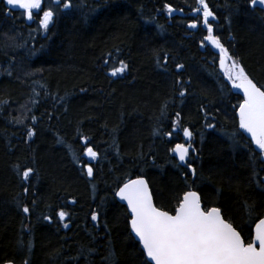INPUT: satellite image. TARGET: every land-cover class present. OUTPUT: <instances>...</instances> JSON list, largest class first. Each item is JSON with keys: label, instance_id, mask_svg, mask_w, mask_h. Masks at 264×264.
I'll list each match as a JSON object with an SVG mask.
<instances>
[{"label": "trees", "instance_id": "16d2710c", "mask_svg": "<svg viewBox=\"0 0 264 264\" xmlns=\"http://www.w3.org/2000/svg\"><path fill=\"white\" fill-rule=\"evenodd\" d=\"M64 2L43 0L28 20L22 9L8 14L0 0V264H105L109 255L112 264H145L130 214L115 195L141 175L158 207L170 211L195 190L204 207L220 208L247 239L264 217V160L239 130L243 94L224 79L219 55L201 45L207 30L191 11L197 0ZM206 3L229 64L235 60L264 86V11L248 0ZM166 4L177 11L170 15ZM47 8L55 15L45 30L39 19ZM193 19L197 29L188 27ZM120 60L128 69L113 77L109 70ZM177 63L184 65L179 73ZM178 77L187 88L183 98ZM184 127L193 133L196 176L170 151L189 143ZM81 137L96 159L83 155ZM29 167L34 172L25 181ZM61 209L69 213L63 221Z\"/></svg>", "mask_w": 264, "mask_h": 264}, {"label": "snow or ice", "instance_id": "6c2138e0", "mask_svg": "<svg viewBox=\"0 0 264 264\" xmlns=\"http://www.w3.org/2000/svg\"><path fill=\"white\" fill-rule=\"evenodd\" d=\"M4 2L6 5L24 10L25 17L31 20L34 10L36 13L41 10L43 0H4ZM197 2L199 7L192 8L191 11L202 16V23L207 30V35L201 41V45L203 46L207 41L219 49L220 66L224 68L226 60L231 57L220 38L214 34L213 25L209 22L210 17L215 18V13L209 8L206 0H197ZM248 3L250 7L259 6L261 11H264V0H248ZM63 7L70 8L71 0H65ZM165 8L170 15L177 11L171 4H166ZM179 11L183 12V9ZM10 12L11 9L8 14ZM54 15L51 8L44 10L39 19L40 27L47 30L54 20ZM188 27L197 28V20H191ZM167 60L168 56L165 54L164 62L166 63ZM104 63L107 64L108 61L105 60ZM157 63L160 64L159 59ZM119 64L118 68L113 67L109 70L111 76L123 74L128 69V64L123 60H120ZM183 68V64H176L178 73ZM225 72L228 79L232 81L233 87L243 91V99L236 106L239 128L250 134L252 141L261 150V154H264V86L258 87L235 60H232ZM175 83L181 89L179 96L185 97L187 88L184 87V81L178 77ZM166 107L165 104L163 108ZM201 108L203 109V106ZM176 117H180L179 112L176 113ZM178 125L179 119L173 121V131H180ZM207 127L214 128L215 126L207 124ZM172 134L169 132L166 135L171 137ZM32 135H34L33 131L29 130L28 136ZM192 135L189 128L184 127L183 136L189 143H177L170 151L178 157L181 165L187 166L192 176H196V169L189 162L190 150L195 151L190 143ZM81 139L86 145L83 155L96 159L98 153L89 144L88 138L81 137ZM84 167L87 175L92 177L91 164H86ZM33 172V168L25 169L21 174L22 179L27 181ZM27 191L28 189L24 188V192L27 193ZM115 195L127 202L131 217L129 221L131 231L138 237L143 246V252L148 257L145 264H264V218L258 219L255 223L254 234H250L246 239L241 235L242 229L238 231L233 223L223 217L220 208L202 206L201 196L196 191L184 192L182 197L177 198L176 204L170 211L163 210V207H157L153 202L148 182L142 175L135 179H128L119 187ZM71 202L75 203L74 200ZM22 211L28 214L30 209L27 205H23ZM57 215L63 221L69 213L61 209ZM44 219L51 221L52 218L45 216ZM91 219L97 221L98 213L93 211ZM64 227L68 225L64 224ZM28 247L30 250V241ZM103 259L105 264H112L110 255ZM23 264H29V261L24 260Z\"/></svg>", "mask_w": 264, "mask_h": 264}, {"label": "water", "instance_id": "95a60500", "mask_svg": "<svg viewBox=\"0 0 264 264\" xmlns=\"http://www.w3.org/2000/svg\"><path fill=\"white\" fill-rule=\"evenodd\" d=\"M6 5V4H5ZM6 6H8V7H10L11 9H13V10H18V9H20V8H18V7H13V6H11V5H6ZM209 19H212L211 17L209 18ZM206 43H208L211 47H212V49L214 50V52L216 53V54H218L219 55V49H217L214 45H211L210 44V42H207L206 41ZM226 62H227V60H226ZM226 62H225V67L224 68H221V66H220V60H218V64H219V66H220V70L222 71V73H225V68H226ZM251 79V78H250ZM225 80H227V81H229V79H228V77L227 76H225ZM254 82V81H253ZM255 83V82H254ZM230 85H231V87H232V89H233V91H237V90H240L241 92H242V94H243V91L241 90V89H237V88H235V87H233V84L232 83H230ZM258 86V85H257ZM259 87V86H258ZM236 114H237V117H238V122H239V116H238V112H236ZM239 130L247 137V138H249V140L251 141V143H252V145H253V147H254V149L256 150V151H258V152H261V150L258 148V146L257 145H255V143L252 141V139H251V136H250V134H248V133H246L243 129H240L239 128ZM262 159H264V154H262ZM135 179V178H134ZM145 179V178H144ZM146 180V179H145ZM147 181V180H146ZM148 182V181H147ZM148 186H149V190L151 191V193H152V196H153V202L156 204V202H155V198H154V195H153V192H152V189H151V187H150V184H149V182H148ZM118 191V190H117ZM190 191H195V190H190ZM197 192V191H196ZM117 197V199L122 203V204H124L125 206H126V208H127V202L126 201H123V200H121L118 196H116ZM201 203H202V201H201ZM157 206V205H156ZM202 206H203V203H202ZM158 207V206H157ZM212 207H215V206H212ZM127 210H128V208H127ZM164 210V209H163ZM128 212H129V210H128ZM222 212V211H221ZM129 214H130V212H129ZM174 214V213H173ZM222 215H223V213H222ZM223 217H224V215H223ZM131 218V217H130ZM262 218H264V217H262ZM227 220V219H226ZM230 222V221H229ZM258 222V221H257ZM254 228H255V225H254ZM130 229H131V226H130ZM238 230V229H237ZM239 231V230H238ZM132 232V231H131ZM132 234H133V236L135 237V239L139 242V239H138V237H136L135 236V233H133L132 232ZM253 234H254V229H253ZM242 235V234H241ZM140 243V242H139ZM141 245V248H142V250H143V246H142V244H140ZM145 256H146V253H145ZM146 258H147V260H148V257L146 256ZM3 264H9V262H6V263H3ZM11 264H23V262L22 263H13V262H11Z\"/></svg>", "mask_w": 264, "mask_h": 264}, {"label": "rangeland", "instance_id": "374dc122", "mask_svg": "<svg viewBox=\"0 0 264 264\" xmlns=\"http://www.w3.org/2000/svg\"><path fill=\"white\" fill-rule=\"evenodd\" d=\"M229 62H230V61H229V60H227V63H226V68H227V67H229V65H230V64H229Z\"/></svg>", "mask_w": 264, "mask_h": 264}]
</instances>
